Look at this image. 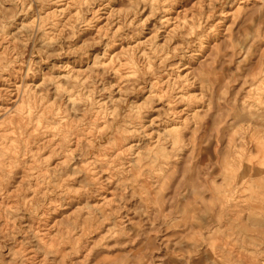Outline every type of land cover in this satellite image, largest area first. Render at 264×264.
Wrapping results in <instances>:
<instances>
[{
	"label": "rangeland",
	"instance_id": "rangeland-1",
	"mask_svg": "<svg viewBox=\"0 0 264 264\" xmlns=\"http://www.w3.org/2000/svg\"><path fill=\"white\" fill-rule=\"evenodd\" d=\"M0 264H264V0H0Z\"/></svg>",
	"mask_w": 264,
	"mask_h": 264
}]
</instances>
